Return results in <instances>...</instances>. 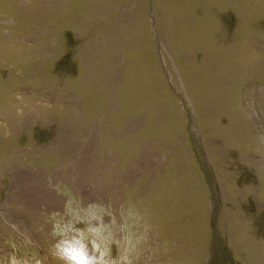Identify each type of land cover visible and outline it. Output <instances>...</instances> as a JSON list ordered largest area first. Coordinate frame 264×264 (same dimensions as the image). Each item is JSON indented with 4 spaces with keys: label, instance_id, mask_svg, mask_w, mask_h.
I'll list each match as a JSON object with an SVG mask.
<instances>
[{
    "label": "rangeland",
    "instance_id": "obj_1",
    "mask_svg": "<svg viewBox=\"0 0 264 264\" xmlns=\"http://www.w3.org/2000/svg\"><path fill=\"white\" fill-rule=\"evenodd\" d=\"M0 264H264V0H0Z\"/></svg>",
    "mask_w": 264,
    "mask_h": 264
}]
</instances>
